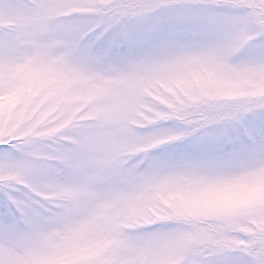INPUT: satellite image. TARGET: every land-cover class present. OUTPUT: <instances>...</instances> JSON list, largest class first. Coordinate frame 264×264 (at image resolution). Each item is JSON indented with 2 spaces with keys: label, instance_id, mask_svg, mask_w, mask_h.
<instances>
[{
  "label": "snow or ice",
  "instance_id": "snow-or-ice-1",
  "mask_svg": "<svg viewBox=\"0 0 264 264\" xmlns=\"http://www.w3.org/2000/svg\"><path fill=\"white\" fill-rule=\"evenodd\" d=\"M0 264H264V0H0Z\"/></svg>",
  "mask_w": 264,
  "mask_h": 264
}]
</instances>
